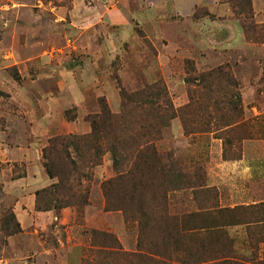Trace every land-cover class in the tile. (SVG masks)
Listing matches in <instances>:
<instances>
[{"label": "rangeland", "instance_id": "374dc122", "mask_svg": "<svg viewBox=\"0 0 264 264\" xmlns=\"http://www.w3.org/2000/svg\"><path fill=\"white\" fill-rule=\"evenodd\" d=\"M231 1L194 0L189 14L185 0H0V223L12 212L21 227V233L11 237L0 233V264H81L83 258H91V231L109 233L124 252H137L138 225L126 223L121 211L104 210L100 185L114 177L110 153L93 171L89 204L80 215L74 208L35 211V192L55 182L42 167V149L55 136L89 133L86 116L99 112V98L118 114L119 85L134 92L162 82L178 109L189 103L188 92L195 89L186 83L189 68L195 70L190 76H195L228 66L239 85L241 119L234 128L226 134L233 126L226 128L219 119L204 116L201 121L210 124L209 132L186 134L176 117L162 129L157 144L185 171L195 170L189 182L201 184L169 192L167 204L192 196L197 202L211 199L219 204L220 191L206 185L207 163L213 158L223 163L242 160L245 141L254 144L247 149L264 150V43L247 40ZM251 2L253 22L264 30V9H254ZM233 21L243 42L224 47L221 43L232 37ZM193 119L187 118L186 123L194 129ZM162 184L174 183L154 181L152 191L156 193ZM180 192L185 197L175 194ZM169 205L168 215L172 214ZM218 219L223 227L234 220L229 215ZM154 220L141 233L143 246L166 249L171 264H213L224 260L219 258L225 254L221 251L235 250L224 229L228 237L218 241L220 251L192 253L190 237H186L189 244L182 238L179 250L172 245L162 248L161 212ZM247 236L257 257L264 243V224L247 227ZM187 254L194 255L192 262Z\"/></svg>", "mask_w": 264, "mask_h": 264}, {"label": "trees", "instance_id": "16d2710c", "mask_svg": "<svg viewBox=\"0 0 264 264\" xmlns=\"http://www.w3.org/2000/svg\"><path fill=\"white\" fill-rule=\"evenodd\" d=\"M231 6L241 20L247 40L264 43L263 28L253 22L251 0H232ZM186 64L189 65L188 62ZM194 72L193 68L188 69L186 83L194 84L195 89L189 90L187 105L175 109L162 82L145 85L134 92H127L119 85L118 114L111 112L104 98H99V112L86 116L89 133L55 136L42 149V167L47 177L55 182L35 192L36 212L74 208L80 215L89 204L93 171L102 165L103 157L110 153L114 177L100 185L105 201L104 210L121 211L126 223L138 225L140 241L137 252H124L119 241L109 233L91 231V258H83L81 264H171L173 258L166 249L161 251L156 248L153 251L143 246L141 233L154 225L158 212H161L162 223L160 247L172 245L177 250L182 248L179 218L168 215L166 196L169 192L200 187L201 184L188 181L197 174L195 170L193 173L185 171L181 162L159 151L157 144L162 139L161 131L176 117L182 120L186 134L209 132L207 128L210 124L201 121L204 116L219 119L226 128L236 125L241 119L237 99L239 85L231 76L228 66L190 76ZM187 118H194V129L186 123ZM233 128L225 130V133L228 134ZM23 177L24 174L17 179ZM168 179H172V186L162 184L156 193L152 191L154 181ZM152 199L157 200L152 203ZM0 233L4 237L21 233L12 212L1 220ZM189 239L192 240L191 237ZM153 246L158 247L156 244ZM153 255L162 260H155ZM187 256L189 261L194 259V255ZM228 257L222 254L219 258L224 260L213 264H264V260L250 262L245 258ZM214 259L218 260L217 257Z\"/></svg>", "mask_w": 264, "mask_h": 264}, {"label": "crops", "instance_id": "0c3cea01", "mask_svg": "<svg viewBox=\"0 0 264 264\" xmlns=\"http://www.w3.org/2000/svg\"><path fill=\"white\" fill-rule=\"evenodd\" d=\"M193 1L194 0H185V3H188L190 9L189 14L192 13L191 10L194 7V5L191 4ZM211 4L215 5L213 2H211ZM216 6L217 5L214 7ZM253 7L258 10L264 9V3L261 2V0H254ZM216 9L217 8H215V11L213 10L214 13ZM222 11L224 13V9H222ZM217 23H223V21ZM229 26H233L230 31L232 37L230 36L231 38H228L225 42L221 43V45L235 48L236 45H241V42H243V35L235 21ZM251 144H253V142L245 141L244 145L246 148L243 159L238 162L223 163L219 159L213 158L207 163L206 185L209 188L215 187L220 191L221 194L218 205L212 202L211 199L198 200L197 202L194 200L193 196L190 199L182 198L179 202H176V204H168L173 215L177 217L180 215L178 226L180 228L181 237L185 239L184 244H189V240L186 237L193 238V240H191L193 246L192 253L200 251V254L202 251V253L206 255L211 252L208 250L220 251L218 250L220 247L218 241H226L229 236L230 239L234 240L235 250L230 248L227 251H221V253L230 256L228 258H233V256L237 257L236 255H238L250 262L264 260V243H262L259 250H257V257H255L247 236V227H253L254 224H264V221L257 223L255 220H264V206L261 205L264 204V150L247 149L248 145ZM41 180L42 178L40 182ZM175 194H180L181 197H185L184 192ZM242 207L246 209H240ZM220 210H226L228 212L222 215L219 213ZM172 214H169V216H173ZM224 215L232 216L234 219H230L233 223H229L226 227L216 222L219 220V217ZM36 218L39 217L37 216ZM245 218L251 222H238L239 219L243 220ZM223 229L228 236L223 233ZM204 247L205 250L203 251L202 248ZM203 254H201V257H206ZM183 256L184 253H180V257L182 258ZM176 264L184 263L177 262Z\"/></svg>", "mask_w": 264, "mask_h": 264}]
</instances>
